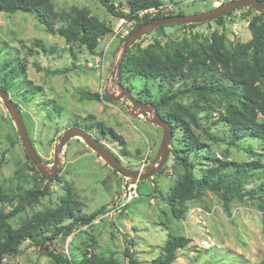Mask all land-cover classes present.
Segmentation results:
<instances>
[{
	"label": "rangeland",
	"instance_id": "1",
	"mask_svg": "<svg viewBox=\"0 0 264 264\" xmlns=\"http://www.w3.org/2000/svg\"><path fill=\"white\" fill-rule=\"evenodd\" d=\"M102 1L116 10H128L126 0H50L58 13H68L71 7L85 8L111 28V32L99 40L94 53L79 44H68L58 35L48 34L28 13H0V88L5 85L9 98L18 107L35 152L46 167L52 165L53 150L62 133L77 126L105 145L124 167L144 172L158 152L161 129L134 114L126 99L118 102L79 99L81 91L108 96L112 87L115 95L119 94L112 84V74L123 39L137 23L136 20L122 23L121 19L110 16ZM160 1L172 5L164 14L194 15L230 0ZM257 15H260L258 11L245 7L218 22L166 26L160 31L146 32L127 52L134 55L139 48L145 49L156 42L162 48L165 45L180 47L185 42L187 49L196 50L205 37L220 33L224 34L229 51L236 43L250 40L247 24ZM35 41L54 47L56 52L53 55L42 53ZM29 50L33 56H29ZM46 69L58 70L60 74H48ZM119 75L120 70L116 81L123 82V87L130 89L135 100L150 102L149 105L161 95L183 87L178 79L162 83L157 79H131L127 74H122L120 79ZM192 99L185 96L181 103L189 104ZM209 101L210 109L200 108V128L188 124L204 148L185 152L182 147L186 145V134L181 128L174 129L165 164L156 175L142 182L120 177L79 139L70 140L62 149L56 178L52 182L42 180L27 160L14 125L0 102V190L9 197L8 202L0 204V210L6 213L14 209L18 196L24 191L48 188V195L9 220V225L16 229L34 214L55 209L67 195L80 215H96L88 224L74 227L67 237L56 235L49 228L36 241L23 242L16 254L5 256L3 263L54 264L53 254L72 258L76 263L95 256L128 264L127 252L136 264H147L158 257L169 235L189 239L188 245L176 252L173 264L258 263L264 252V223L256 201L234 197L227 213L218 196L206 191L187 203V213L182 219H175L168 205L170 192L183 173L173 151L182 150L178 155L191 159L196 179L211 167L213 158L238 163L264 161V139L247 138L232 147L228 128L215 124L223 112L222 104L215 98ZM258 122L264 124V115L258 117ZM102 129H109L113 136H101ZM203 130L225 142H212ZM261 180L255 173L243 185L242 192L256 189ZM129 184L136 185L139 196L121 206Z\"/></svg>",
	"mask_w": 264,
	"mask_h": 264
},
{
	"label": "trees",
	"instance_id": "2",
	"mask_svg": "<svg viewBox=\"0 0 264 264\" xmlns=\"http://www.w3.org/2000/svg\"><path fill=\"white\" fill-rule=\"evenodd\" d=\"M126 2L127 12L116 10L113 5H107L104 1L102 4L107 13L116 19L137 21L129 34L144 23L171 16V14L158 13L153 16L144 14L138 17L141 11L163 5L160 0H126ZM17 12L30 14L48 34L58 35L68 44H79L89 53H94L99 40L111 32L109 26L90 15L85 8L71 7L68 13H58L50 0H0V13L12 15ZM258 12L260 15L252 17L247 24L250 40L236 43L229 51L225 47L226 38L220 33L213 34L210 38L205 37L196 50L187 49L185 42L180 47L165 45L163 48L156 42L145 49L139 48L134 55L126 52L121 60L120 79L122 74H127L131 79L136 77L144 80L157 79L162 83L178 79L183 82L182 88L175 89L169 95L166 93L161 95L158 101L151 104L160 118L172 126V138L176 128H181L186 134V137L184 136L186 145L182 147L183 150L185 148V152L193 153L204 148V145L191 133L188 124L200 128L198 118L200 108L210 109L207 104L214 98L220 101L223 107V112L219 114L215 124L219 123L228 128L232 147L236 146L237 141L247 138L264 139V124L258 122V117L264 115V10ZM221 19L223 17H219L215 22ZM163 28L165 27L157 30ZM34 44L44 54L53 55L56 52L54 47H46L41 41H35ZM28 53L29 56H33L31 50ZM45 72L60 74L58 70L46 69ZM119 83L124 85L121 81ZM4 86L2 89L6 91ZM185 96L193 97L189 104L181 103V99ZM79 99L108 100L107 95L100 96L89 91H81ZM203 131L212 142H225ZM108 134L113 136L109 129L101 130V136L105 137ZM179 152L182 150L173 151V155L180 161L183 173L175 182L168 199L171 214L175 219L184 218L187 213V203L208 191L218 196L227 213L234 197L241 201L245 198L256 201L264 223V161L238 163L213 158L211 167L196 179L191 159L188 156L180 157ZM255 173L262 177L258 187L242 192L243 185L247 184ZM39 175L46 182L53 181ZM46 195H48L46 186L42 190H27L18 196L14 209L6 213L0 210V264H4L5 256L16 254L23 242L36 241L37 237L41 233L48 232L49 228H52L56 235L67 237L74 227L86 225L96 216L80 215L79 209L67 195L61 199L60 205L55 209L34 214L16 229L9 225V220L23 212L26 207L38 203L39 198ZM8 200L9 197L0 190V204ZM66 222L68 224H65ZM188 242L189 239L184 237L169 235L158 257L147 264H173L176 252L185 248ZM51 256L54 264H117L114 260L106 261L95 256L80 263L61 255L51 254ZM125 256L129 259L128 264H136L127 252ZM256 264H264V252L261 260Z\"/></svg>",
	"mask_w": 264,
	"mask_h": 264
},
{
	"label": "water",
	"instance_id": "3",
	"mask_svg": "<svg viewBox=\"0 0 264 264\" xmlns=\"http://www.w3.org/2000/svg\"><path fill=\"white\" fill-rule=\"evenodd\" d=\"M245 7H250L256 11H263L264 0H230L225 4L214 7L211 10L203 13L194 15H171L164 18L151 20L140 25L123 41L120 55L118 61L116 62L115 70L112 74V84L113 86L117 87L119 94L115 95L112 87V89L108 92L107 98L109 101L116 102L126 99L131 104L134 114L143 116V118L148 123L161 129V139L158 152L151 165L147 167L144 172L124 167L117 157L105 145H103L85 130L77 126H73L62 133L53 150L52 165L50 167H46L40 161L37 153L35 152L18 107L9 98L7 92L0 88V102L2 103L14 125L20 144L23 147L29 163L46 179L53 180L60 171L59 155L61 154L62 149L70 140L79 139L90 151L98 156L106 166H108L112 171L122 178L130 179L136 182H142L156 175L161 170L169 156V146L172 141V126L160 118L153 105L135 100L131 92L116 81L120 70L121 60L123 59L127 50L146 32L166 26H185L211 22L218 19L219 17L226 16L228 13Z\"/></svg>",
	"mask_w": 264,
	"mask_h": 264
},
{
	"label": "built area",
	"instance_id": "4",
	"mask_svg": "<svg viewBox=\"0 0 264 264\" xmlns=\"http://www.w3.org/2000/svg\"><path fill=\"white\" fill-rule=\"evenodd\" d=\"M171 6L172 5H164L163 4V5H161V6L157 7V8H150L148 10L141 11L138 14H140V15H144V14H152V15H155V14H158V13L164 14V13L168 12L172 8ZM121 22L123 23L124 20L121 19ZM125 32H126L125 34H127V31H125ZM123 196L125 198V202L122 203L121 206L124 205V204H126V203H128V202H130V201H132L135 198H138L139 195L137 193V187H136V185L129 184L127 186V188L124 190Z\"/></svg>",
	"mask_w": 264,
	"mask_h": 264
},
{
	"label": "crops",
	"instance_id": "5",
	"mask_svg": "<svg viewBox=\"0 0 264 264\" xmlns=\"http://www.w3.org/2000/svg\"><path fill=\"white\" fill-rule=\"evenodd\" d=\"M212 8V7H211Z\"/></svg>",
	"mask_w": 264,
	"mask_h": 264
}]
</instances>
